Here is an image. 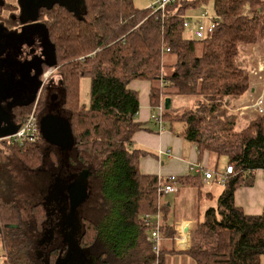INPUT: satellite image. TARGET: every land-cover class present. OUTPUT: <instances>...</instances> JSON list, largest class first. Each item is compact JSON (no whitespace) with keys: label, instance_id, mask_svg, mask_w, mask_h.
Listing matches in <instances>:
<instances>
[{"label":"trees","instance_id":"1","mask_svg":"<svg viewBox=\"0 0 264 264\" xmlns=\"http://www.w3.org/2000/svg\"><path fill=\"white\" fill-rule=\"evenodd\" d=\"M70 2L75 0L42 5L27 13L30 19L16 2L13 12L0 16V26L6 32L23 31L22 43L15 42L21 51L9 54L18 61L24 52L29 74L34 75V68H39L36 78L42 82L48 68H58V86L48 85L49 78L35 94L38 129L48 105L59 102L72 137L68 149L47 143L40 131L33 142L0 141V264H38L40 249L45 264H60L70 242L60 227H53L51 237L46 233L48 214L42 203L32 204L28 217H23L25 212L12 195L10 180L2 175L5 157L1 146L28 170L47 166L51 175L59 171L69 178L91 172L89 185L93 190L98 188L97 205L93 216L81 217L82 232L77 241L79 248L89 250L95 264H166L168 250L161 246L154 252L148 240L150 227L143 216L159 215L160 234L174 239L173 226L161 224L164 206L160 207L157 192L169 180L162 182L158 176L139 170V158L145 152L132 147L133 134L142 128L135 119L139 94L129 87L132 80L149 82L150 107L161 104L162 120L182 124L178 135L194 145L199 159L205 153L214 158L212 181L222 174L225 178L221 191L211 195L213 203L195 221L197 243L186 250L170 251L186 255L194 264H260L264 207L259 213H246L235 203L234 194L237 188L252 185L257 171L264 175V112L240 126L242 116L234 101L249 92L257 77H261L262 89L254 96L264 97V76L246 61L253 47L264 48V1L171 0L154 11L149 6H136L133 0H82L80 10L73 9ZM8 3L0 0V9H6ZM196 10H209L218 16L214 28L203 38L184 34L190 31L183 26L184 17ZM36 30L43 31L50 45L52 63L32 62L36 56L44 57L40 47L33 49L35 39H30ZM165 54L174 57L169 74L163 68ZM6 56L3 53L1 57ZM13 76L12 81L19 83V72L15 70ZM83 77L89 79L87 103L80 101ZM53 94L56 99H52ZM173 95L192 97V106L174 113L165 109L163 97L173 100ZM34 99L14 101L10 95L1 101L14 127L23 123ZM220 157L226 159L224 170L231 166V172L217 170ZM175 182L199 192L203 188L201 172L175 177ZM54 185H48V193ZM58 218L55 215L52 221L59 222ZM57 239L62 246L51 247L47 242Z\"/></svg>","mask_w":264,"mask_h":264},{"label":"crops","instance_id":"2","mask_svg":"<svg viewBox=\"0 0 264 264\" xmlns=\"http://www.w3.org/2000/svg\"><path fill=\"white\" fill-rule=\"evenodd\" d=\"M264 1V0H263ZM135 4V0H133ZM150 0H144L141 7H147ZM201 11V10H200ZM196 11H189L186 15H195ZM27 20L25 18L23 21ZM26 50V49H25ZM18 59L23 61L24 52ZM27 60V57L25 58ZM12 61V60H11ZM247 62H252L256 65L258 71L264 76V48L253 47L249 56H246ZM7 62L4 63L7 66ZM9 65V64H8ZM256 72V70L254 71ZM252 83L251 89L247 95H243L238 100L234 101L236 109L240 110V114H244V109H249L251 99L255 98V92H258L261 87V77ZM129 87L138 91L139 94V109L136 114V121L142 124V128L136 131L132 137V147L144 150V154L139 158V170L143 174H153L158 176L164 182L169 176L181 177L187 173H191L189 166L201 164L206 169L209 168V155L203 154L201 159L197 156V150L193 144L186 141L180 135H174V132L166 129V122L159 125L151 118L153 109L149 104V87L150 84L145 80H132ZM23 94V91L20 93ZM257 95V94H256ZM166 98V97H165ZM163 97V100L165 99ZM169 98V97H168ZM252 101V100H251ZM249 103V104H247ZM173 100L170 98V106ZM249 106V107H248ZM244 118V116H242ZM246 120V119H245ZM186 143V145L184 144ZM203 188L199 192L190 186H182L177 184L176 191L173 192V198L165 199L166 195L160 197V207L164 206V210L160 212L161 224L165 222L172 225L176 231V236L171 238L161 235V246L167 251L166 264H194L186 255L172 253L171 248L177 250H186L192 247L197 242L195 233V221L202 216L204 210L212 204V197L216 196L222 189L215 192L210 183L212 179L205 180L202 175ZM216 183V182H215ZM206 186V189L204 188ZM49 195L51 193H48ZM234 201L240 205L246 213H259L264 207V175L262 172L255 173L254 181L250 186H242L236 189ZM63 223V220H62ZM62 230L70 235V226L62 224ZM74 237V236H73ZM71 238V237H70ZM76 238V235H75ZM260 264H264V254L260 257Z\"/></svg>","mask_w":264,"mask_h":264},{"label":"rangeland","instance_id":"3","mask_svg":"<svg viewBox=\"0 0 264 264\" xmlns=\"http://www.w3.org/2000/svg\"><path fill=\"white\" fill-rule=\"evenodd\" d=\"M144 0H135V5L138 7H141V4ZM151 1V0H150ZM8 4L6 6V9L1 10L0 9V16H8L10 12H13V6L16 5V2L18 4V7L20 8V5L18 3V0H8ZM150 3V2H149ZM71 7L76 10H80L82 8V0H75V2H70ZM21 9V8H20ZM211 8H209L210 10ZM15 12L19 10H15ZM20 13V11H19ZM27 14V13H26ZM25 17L29 18V15H25ZM20 20L22 18L20 17ZM186 37L194 38L192 32L185 31L184 32ZM35 39L36 44H34V48L36 49L40 47L43 48H49L50 45L47 42L45 35L42 30H36L35 32H32L30 34V39ZM199 45H196V53H199ZM163 64H164V71L169 74L171 72L172 66L171 63L174 61V57L171 54H165L163 57ZM14 71H8L7 73L9 76L13 77ZM58 77H59V71L58 68H48L45 72V81H47L49 78V84L53 85V88L58 86ZM22 84H25V90L23 91V94H11V97L14 99V101H26L28 98L31 97L32 93H34V87H36V82L33 81L30 85L27 84L25 80L22 81ZM89 87V79L86 77L81 78L80 81V101L82 103L88 102V88ZM56 91V88H55ZM247 95V94H245ZM21 96V97H20ZM256 97L251 99L250 102L252 103L253 100H255ZM193 98L192 97H184V96H175L173 95V104L168 109H171L170 111L172 113L181 110L182 108L191 107L193 104ZM252 100V101H251ZM249 104V103H247ZM37 105V104H36ZM36 105H35V114H36ZM59 102L50 103L47 107V111L49 114L59 116L66 120V113L58 106ZM34 104L31 107V110L33 108ZM30 110V112H31ZM244 114H240L241 116H244V118L240 117L239 125L243 126L245 122H247L250 117H255L257 115V112L255 110V107H250L249 109H244ZM246 119V120H245ZM166 129L171 130L174 132V135H178L182 129V124L179 121H173V122H166ZM186 145V143H184ZM3 149L2 154L3 157H5V160L2 164V175L7 179L10 180L11 184V190L12 195L16 197V201L18 202L22 212H25V216L23 214V217H28V209L32 204L35 203H42L44 207L46 208L47 214H48V221L46 223V233L51 237L52 232L54 231L53 227H60L62 229V220L65 225L68 227L70 226V242H69V248L66 252V257L63 259V261H60V264H95V258L93 259L92 255L89 253V250L84 248H79L78 241L80 234L82 232L81 227V217H87L93 216V209L95 208L96 201H97V190L98 188L94 186V189L91 188L89 185L90 175L91 172L89 171H83L81 174H79L77 177L69 178V176H65L62 172V175L60 172L54 171L52 173L47 168V166H43L41 169L36 170H28L25 167H23L15 158H13L10 154V151L5 146H1ZM226 165V159L225 157H220L218 159L217 163V170L221 173L224 171V166ZM214 167V158L209 155V168L213 170ZM193 173V171H191ZM77 181L81 183L86 189H87V196L85 200L80 203L74 210H71L70 206V200L68 197V185L70 182ZM216 182V183H215ZM50 183H54V190L53 192H50L51 194L46 197L48 193V185ZM210 186L212 189H215L219 191L221 189V185L218 181H213V183H210ZM206 189V186L204 187ZM169 195H166L165 199H171L173 198L174 194L173 192H169ZM55 211L58 213L59 218L58 221H52V217L55 216ZM202 216H200L199 219H201ZM58 230V229H57ZM58 232V231H56ZM195 233L198 238V234L196 232L195 227ZM76 235V238H75ZM74 236V237H73ZM53 238V237H52ZM53 240V241H47L50 242L51 247L54 246H62V243ZM197 243V242H196ZM39 256L37 261L38 264H45V255L39 250L37 253Z\"/></svg>","mask_w":264,"mask_h":264},{"label":"water","instance_id":"4","mask_svg":"<svg viewBox=\"0 0 264 264\" xmlns=\"http://www.w3.org/2000/svg\"><path fill=\"white\" fill-rule=\"evenodd\" d=\"M54 0H18V3L20 5L21 11L25 13H30L33 9H38L42 5L51 4ZM23 32V31H22ZM16 33V32H6L1 26H0V137L5 136L8 134H11L16 131L17 127H14L9 120L6 122V125H1V121L3 119V115L7 110L3 107L1 104V101L5 98L10 96L11 94H15L16 92H22L25 89V84H22V81L25 80L27 84H31L33 81L36 82V87H34V93H32L31 97L28 98L26 101H30L31 99H34L35 94L39 93V91L42 88V82L38 81L36 78L37 73L39 72V68L35 69V74L31 75L29 74V71L31 70L30 65H28L29 60L26 62L24 61H16L15 57H11V54H9L12 51V54L16 55L17 51L20 52V47H17L18 44L22 43V38H25L24 33ZM17 41V45H15V42ZM51 50L49 48H43L41 50L42 54L46 56V59L49 60V63L53 62V56L48 54V51ZM7 53L6 58H2V54ZM12 60V61H11ZM43 61L40 57L36 56L32 62H35L36 64H39ZM8 63L7 66L4 65V63ZM3 68H10L11 70H14L12 73L14 75L15 70L19 72L21 75V80L18 82H13L12 79L14 76L10 77L7 73L10 71L3 70ZM37 71V73H36ZM14 80V79H13ZM55 96L52 95V99ZM163 105L165 109H168L170 107V98L166 97L163 100ZM4 112V113H3ZM8 119V118H7ZM6 119V120H7ZM5 128V129H4ZM39 131L43 139L52 145H55L62 149H68L71 147L72 144V137L71 132L69 128V124L67 120L56 116L52 114H45L43 115L39 120ZM87 189L79 182L74 181L70 182L68 185V197L70 200V206L71 210H74L80 203H82L86 196H87Z\"/></svg>","mask_w":264,"mask_h":264},{"label":"built area","instance_id":"5","mask_svg":"<svg viewBox=\"0 0 264 264\" xmlns=\"http://www.w3.org/2000/svg\"><path fill=\"white\" fill-rule=\"evenodd\" d=\"M171 0H151L149 3L150 9L157 10L162 9L166 3L170 2ZM218 20V16L213 14L209 10H201L199 13L195 15H187L184 17L183 26L188 28L190 32L195 37L203 38L206 33L210 32L214 26L216 25V21ZM45 73L43 74L42 82L45 81ZM38 97V96H37ZM37 97L34 99V106L28 116L24 119L23 123L16 129L15 132L1 136L0 141L8 140L9 143L14 142H23V141H36L39 137V129H38V121L37 116L35 114V105L37 102ZM251 107H255L257 113L264 112V97L263 94L259 95L255 100H253ZM249 107V106H248ZM162 110L163 106L160 104L151 113V118L156 121L159 125L163 123L162 120ZM189 170L193 171L194 173L201 172L203 178L205 180L211 179L213 177V172L204 168L201 164L191 165L189 166ZM231 172V166H227L224 170L225 173ZM223 175V174H222ZM218 177V182L223 185L225 182L224 175ZM169 180L167 183H162L158 187V194L164 195L168 194L169 192H174L177 189V183L175 182L174 176L167 177ZM144 223L150 227L148 240L152 243V248L154 252H158L161 248V241L162 236L160 235V221L159 215L152 216L150 214H145L143 216ZM3 252V245H0V253Z\"/></svg>","mask_w":264,"mask_h":264},{"label":"flooded vegetation","instance_id":"6","mask_svg":"<svg viewBox=\"0 0 264 264\" xmlns=\"http://www.w3.org/2000/svg\"><path fill=\"white\" fill-rule=\"evenodd\" d=\"M16 45V44H15ZM43 61H47V59H46V56H44L43 58ZM54 96H55V94H53ZM53 99H56V96L53 98ZM6 110H7V108H6ZM4 113V112H3ZM9 114V112H7V115H6V112L4 113V115H3V119H2V121H1V125H5L6 124V122L8 121V115ZM7 119V120H6ZM59 172V171H58ZM49 196V194H47L46 195V197H48ZM55 215H56V217L58 218V214L57 213H55Z\"/></svg>","mask_w":264,"mask_h":264}]
</instances>
